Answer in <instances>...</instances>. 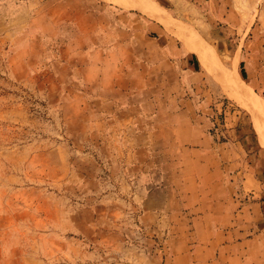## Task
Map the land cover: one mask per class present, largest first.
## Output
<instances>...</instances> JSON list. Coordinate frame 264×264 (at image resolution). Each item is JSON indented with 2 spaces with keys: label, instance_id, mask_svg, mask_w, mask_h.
Returning <instances> with one entry per match:
<instances>
[{
  "label": "rangeland",
  "instance_id": "1",
  "mask_svg": "<svg viewBox=\"0 0 264 264\" xmlns=\"http://www.w3.org/2000/svg\"><path fill=\"white\" fill-rule=\"evenodd\" d=\"M186 251L264 264V0H0V264Z\"/></svg>",
  "mask_w": 264,
  "mask_h": 264
},
{
  "label": "crops",
  "instance_id": "2",
  "mask_svg": "<svg viewBox=\"0 0 264 264\" xmlns=\"http://www.w3.org/2000/svg\"><path fill=\"white\" fill-rule=\"evenodd\" d=\"M183 112H181V117ZM191 117H194V115H191ZM180 123L177 125L179 126V135L178 136H174L175 139H179V143H176V146L173 147L172 149L169 147L167 148L165 151V156L168 157V164L171 165L173 161H171V157H177V162L176 165H183V168L179 169V176L180 178H185V181H190L192 183L196 182V184H192L193 186V191L191 192V194H187L192 201L191 204V210L192 211H196V212H201L202 210V206H205L204 204V200H203V192L200 191V182L199 180L201 179V175L204 173L205 169L209 168L208 164L203 163L202 158L207 155H209L210 150L207 149L206 146V142L202 140V134L201 130L199 129V127L197 125H195L193 123V119L189 118L188 120H186V126H184V120H180ZM184 128H188V130H190V132L193 134V141L195 140V142H197L199 145H197L196 147L193 148H185L182 145V136L180 133H182V129ZM201 128V126H200ZM196 130H198V135H195L197 132ZM177 133V131H176ZM204 138H206V136H204ZM186 151V154H185ZM171 153V155L169 154ZM213 166V163L211 165V167ZM177 173V172H176ZM175 173V174H176ZM213 175V172H212ZM172 178V177H171ZM211 192H215L214 189H212ZM211 209L214 210V212H216L215 210V203L214 200L212 202V204L210 205ZM195 222H199V218L195 217ZM183 256V262H185V264H201V261L198 260L199 257H195L193 254H191L190 252L186 251L184 252V254H182Z\"/></svg>",
  "mask_w": 264,
  "mask_h": 264
},
{
  "label": "bare ground",
  "instance_id": "3",
  "mask_svg": "<svg viewBox=\"0 0 264 264\" xmlns=\"http://www.w3.org/2000/svg\"><path fill=\"white\" fill-rule=\"evenodd\" d=\"M257 108V107H256Z\"/></svg>",
  "mask_w": 264,
  "mask_h": 264
}]
</instances>
